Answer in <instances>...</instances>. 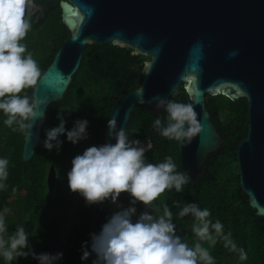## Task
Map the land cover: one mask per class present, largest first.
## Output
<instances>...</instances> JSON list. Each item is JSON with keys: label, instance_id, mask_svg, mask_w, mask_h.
I'll list each match as a JSON object with an SVG mask.
<instances>
[{"label": "trees", "instance_id": "16d2710c", "mask_svg": "<svg viewBox=\"0 0 264 264\" xmlns=\"http://www.w3.org/2000/svg\"><path fill=\"white\" fill-rule=\"evenodd\" d=\"M35 3L42 4L45 11L33 13L32 28L21 43L26 45L25 55L32 54L42 73L54 51L68 36V30L61 20L57 0H35ZM147 59L132 54L130 48L111 43L86 45L80 66L63 98L48 105L39 142L28 161H23L21 156L24 134L13 131L17 127L15 124L12 128L6 126V116L0 111V158L9 161L8 177L0 181L6 185L0 189V214L4 215L8 228L5 238L18 226H23L29 234V246L37 255L63 254L53 264H93L97 260L96 253L91 250V234H99L112 214L133 206L132 197L123 192L115 203L109 198L102 203L88 204L80 193L70 190L67 173L76 155L90 146L103 145L105 124L116 98L138 87L143 62ZM31 93L32 89H26L21 95L32 96ZM169 100L190 104L182 84ZM205 106L218 132L225 137L221 147L210 154L201 172L195 179H190L181 192L177 193L175 189L166 191L149 208L136 202L132 220L135 222L144 211L157 217L163 215L167 204L173 212L172 220L182 242L189 247L201 243L214 258V264H264V221L256 220L254 210L239 187V169L235 159L237 145L247 133L246 100L205 94ZM58 114L65 120L66 130H71L77 120H87V136L73 144L67 140L66 134H61L58 137L62 142L59 150L54 147L49 151L44 147L46 131L59 125ZM155 119L146 105H136L125 132L129 140H140L139 146L146 149V163L159 164L170 156L179 171L176 140L160 135L153 125ZM160 119L162 126L166 127L165 109ZM50 165H54L56 173L51 191L46 184ZM173 201H178L179 207H174ZM187 203L207 208L210 212L207 219L212 223L220 221L224 234H231L237 248L247 253V259L241 260L239 252L226 248L220 238L214 246L207 241H199L192 230L198 221L191 214L178 215L180 208ZM157 208L158 212L155 211ZM83 250L90 253L85 260H81ZM23 251L28 252L29 248ZM0 264H5L2 256ZM10 264H39V261L29 255L17 257Z\"/></svg>", "mask_w": 264, "mask_h": 264}, {"label": "water", "instance_id": "95a60500", "mask_svg": "<svg viewBox=\"0 0 264 264\" xmlns=\"http://www.w3.org/2000/svg\"><path fill=\"white\" fill-rule=\"evenodd\" d=\"M57 1L68 36L32 89V96L47 97L48 102L37 109L44 117L30 130L31 138L24 136L22 160L33 156L46 109L63 98L85 46L111 43L148 59L143 62L138 87L116 98L105 124L103 145L116 143L108 135L109 119L116 117L117 130L125 129L139 104L161 118L164 108H157L153 97L169 100L182 84L202 128L190 143L176 141L177 164L179 171L195 179L225 140L205 106V94L245 98L247 133L235 152L239 187L256 220L263 222L264 0ZM36 5L34 12L45 11L42 4ZM55 180V168L50 165L46 175L49 191Z\"/></svg>", "mask_w": 264, "mask_h": 264}, {"label": "clouds", "instance_id": "9594fccd", "mask_svg": "<svg viewBox=\"0 0 264 264\" xmlns=\"http://www.w3.org/2000/svg\"><path fill=\"white\" fill-rule=\"evenodd\" d=\"M36 7L35 0H0V111L6 116L4 124L10 128L15 124L17 127L13 131L23 133L26 140L31 138L30 130L36 121L44 117V113L37 109L48 102L47 97L21 95L26 89H34L41 77L37 61L31 53L25 55L27 48L21 43L32 28ZM235 54L230 53L231 56ZM141 93L138 96L143 102ZM153 100L157 108H164L167 113L166 127L162 126L159 117L153 122L163 137L185 145L201 131L202 126L192 104L158 96ZM58 119L59 125L46 131V149L51 151L55 147L59 150L62 142L58 137L61 134H66L67 140L73 144L86 138L87 120H77L71 130H66L65 120L60 114ZM107 123L108 135L114 136L116 143L88 147L72 159L71 170L67 173L70 190L80 193L88 204L102 203L109 198L115 203L123 192L132 197L133 206L115 212L99 234H91V250L97 255L93 264H199L200 261L214 264V258L201 243L189 247L182 242L172 220L173 212L167 204L164 205L163 215L157 217L144 211L133 222L136 202L149 208L166 191L175 189L177 193L181 192L191 177L177 171V165L170 156L159 164L146 163V149L139 146L140 140H129L124 128L117 130L116 117ZM8 163L6 158H0V181L8 177ZM4 188L6 185L0 183V189ZM173 206L179 207L178 201H173ZM189 214L198 221L192 230L199 241H207L214 246L220 238L226 248L239 252L241 260L247 259V253L237 248L231 234H224L221 222L212 223L207 219L210 216L207 208L187 203L180 208L178 215L184 217ZM7 232L4 215L0 214V256L5 264L29 255L39 264H53V261L62 258V253L37 255L32 251L28 243L29 234L23 226H18L5 238ZM26 247L28 252L23 251ZM89 254V251L83 250L81 260L87 259Z\"/></svg>", "mask_w": 264, "mask_h": 264}]
</instances>
